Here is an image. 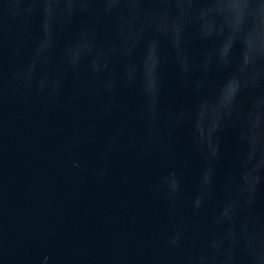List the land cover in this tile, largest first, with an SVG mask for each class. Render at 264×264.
Masks as SVG:
<instances>
[{"label":"water","instance_id":"obj_1","mask_svg":"<svg viewBox=\"0 0 264 264\" xmlns=\"http://www.w3.org/2000/svg\"><path fill=\"white\" fill-rule=\"evenodd\" d=\"M0 264H264V0H0Z\"/></svg>","mask_w":264,"mask_h":264}]
</instances>
